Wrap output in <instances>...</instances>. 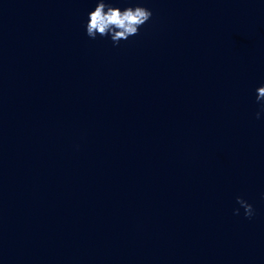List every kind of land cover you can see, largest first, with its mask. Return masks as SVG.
Masks as SVG:
<instances>
[{
    "label": "clouds",
    "instance_id": "9594fccd",
    "mask_svg": "<svg viewBox=\"0 0 264 264\" xmlns=\"http://www.w3.org/2000/svg\"><path fill=\"white\" fill-rule=\"evenodd\" d=\"M152 17V11L146 7L135 6L126 7L121 10L112 6L106 0H97L96 7L88 14L86 23V35L95 39L97 36L110 37L114 46H118L120 41L128 40L132 36L139 34V30ZM256 101L260 104V111L256 113L257 118L264 112V86L256 89ZM237 204L244 209L246 218H252L254 209L242 197H236ZM234 215H239V208L233 210Z\"/></svg>",
    "mask_w": 264,
    "mask_h": 264
}]
</instances>
